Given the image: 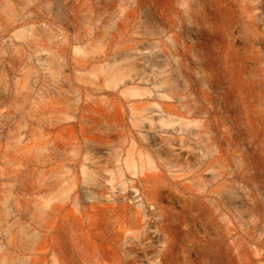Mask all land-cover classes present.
Returning a JSON list of instances; mask_svg holds the SVG:
<instances>
[{"label":"rangeland","instance_id":"374dc122","mask_svg":"<svg viewBox=\"0 0 264 264\" xmlns=\"http://www.w3.org/2000/svg\"><path fill=\"white\" fill-rule=\"evenodd\" d=\"M0 264H264V0H0Z\"/></svg>","mask_w":264,"mask_h":264}]
</instances>
